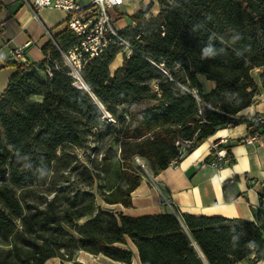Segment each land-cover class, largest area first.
I'll use <instances>...</instances> for the list:
<instances>
[{"label": "trees", "instance_id": "obj_1", "mask_svg": "<svg viewBox=\"0 0 264 264\" xmlns=\"http://www.w3.org/2000/svg\"><path fill=\"white\" fill-rule=\"evenodd\" d=\"M157 2L155 15L149 2L129 16L146 32L134 33L137 51L123 57L112 74L117 46L83 64L87 89L74 84L61 55L79 43L67 26L43 44L41 61L14 62L0 95V264L72 260L80 250L131 264L128 238L140 264H204L195 246L208 264L264 258L262 221L191 213L179 220L169 212L128 216L96 206L88 189L55 191L43 206L28 198L27 186L45 178L58 149L85 146L94 130L110 129L96 102L108 113L122 105L119 117H128L119 130L120 181L99 193L106 203L131 204V192L145 175L133 161L137 157L157 172L219 127L244 122L248 134L264 132L256 116L237 115L264 89V0ZM160 60L165 73L155 65ZM199 76L212 82L208 92ZM147 101L155 104L135 110Z\"/></svg>", "mask_w": 264, "mask_h": 264}, {"label": "crops", "instance_id": "obj_2", "mask_svg": "<svg viewBox=\"0 0 264 264\" xmlns=\"http://www.w3.org/2000/svg\"><path fill=\"white\" fill-rule=\"evenodd\" d=\"M32 1L0 0V95L16 69L11 48L27 43V62H39L44 57L41 47L50 39L47 32L53 36L65 26L64 10L37 8L32 5ZM149 2L155 15L159 10L157 0H136L127 11L128 17ZM131 22L129 19L128 23ZM125 25L124 21L119 22V26ZM121 64V55L118 53L109 63L110 73ZM202 77L199 76V79L204 86L208 81ZM211 87L212 84H209L208 89ZM237 115L264 117V89L259 87L252 102ZM248 133L244 122L219 127L179 161L170 163L160 171H149L143 175L131 192L130 205L102 200L97 205L128 216L169 212L179 220L183 213H191L264 222V132L246 141ZM218 150L227 153L232 161L220 167L214 165L212 162ZM125 247L132 251L131 264H140L137 249L129 238ZM195 249L203 263L208 264L201 250L197 246ZM76 261L86 264H123L83 250L77 252L72 260L62 261L59 257H50L46 264H75ZM236 264H264V258L255 260L251 255Z\"/></svg>", "mask_w": 264, "mask_h": 264}, {"label": "rangeland", "instance_id": "obj_3", "mask_svg": "<svg viewBox=\"0 0 264 264\" xmlns=\"http://www.w3.org/2000/svg\"><path fill=\"white\" fill-rule=\"evenodd\" d=\"M135 2L136 0H126L125 4L123 3L118 7L110 9L113 16L117 15L118 21H116V25H119V22L122 21L129 24L127 11ZM155 7L157 8V6ZM136 31L144 33L146 29H137L136 25H127L122 29V32L130 42ZM159 71L165 73L164 69H159ZM258 73L259 69L255 68L252 70V74L256 79ZM202 78L204 81L206 80L204 77ZM74 84L83 87L78 80H74ZM209 84H212V82L208 81V83L204 84L205 92L209 91ZM32 98L36 99L39 96L35 95ZM152 104H155V101L139 103L135 106V110L140 111ZM96 106L101 110L99 102H96ZM122 108V105L111 107L109 116L112 120H106V123H110V129L105 130L101 128L94 130L88 136L85 146L70 145L63 150L58 149L56 160L46 168L45 178L27 186V188L31 189L28 198L43 206L44 200L51 197L55 191L74 192L88 189L95 194V205L98 206L97 202L102 200L99 193L111 190L120 181L119 169L121 159L119 154L121 137L119 130L128 118L127 116H125V119L119 117L122 114ZM112 151H116V155L107 158L106 156L111 154ZM133 161L137 162L135 159ZM85 168L92 175V182L90 184H86L89 177L86 175ZM149 171L151 170L149 169Z\"/></svg>", "mask_w": 264, "mask_h": 264}, {"label": "built area", "instance_id": "obj_4", "mask_svg": "<svg viewBox=\"0 0 264 264\" xmlns=\"http://www.w3.org/2000/svg\"><path fill=\"white\" fill-rule=\"evenodd\" d=\"M124 3V0H33L32 5L37 8L49 7L58 8L66 12L65 26L70 28L79 37V43L69 48L66 51H61V55L69 68V74L80 81L83 85V80L80 74V69L83 64L95 54L103 51L107 46H117L118 52L123 57H127L136 48L132 45L130 40L122 32V29L127 25H134L135 22L121 27L116 25L117 15L113 16L110 9L118 7ZM154 15V13L151 11ZM50 39L53 36L47 32ZM163 34V32H162ZM27 43L15 45L11 48L10 53L13 58L19 62H27L25 54V47ZM115 55V56H116ZM155 65L163 70L164 62L160 60ZM48 75L52 74L50 67L46 68ZM78 86V85H77ZM102 117L107 121L112 118L101 106ZM256 120L264 122V117H256ZM259 133H250L246 136V141H251L258 137ZM136 161L145 174L149 170L147 165L140 158ZM230 159L222 150L215 153L213 164L217 167L228 163ZM120 263V262H118Z\"/></svg>", "mask_w": 264, "mask_h": 264}, {"label": "water", "instance_id": "obj_5", "mask_svg": "<svg viewBox=\"0 0 264 264\" xmlns=\"http://www.w3.org/2000/svg\"><path fill=\"white\" fill-rule=\"evenodd\" d=\"M78 87H81V86H78ZM82 88L87 89V87H86L84 81H83V87H82Z\"/></svg>", "mask_w": 264, "mask_h": 264}, {"label": "clouds", "instance_id": "obj_6", "mask_svg": "<svg viewBox=\"0 0 264 264\" xmlns=\"http://www.w3.org/2000/svg\"><path fill=\"white\" fill-rule=\"evenodd\" d=\"M205 51L208 52V51H210V49H206Z\"/></svg>", "mask_w": 264, "mask_h": 264}, {"label": "bare ground", "instance_id": "obj_7", "mask_svg": "<svg viewBox=\"0 0 264 264\" xmlns=\"http://www.w3.org/2000/svg\"><path fill=\"white\" fill-rule=\"evenodd\" d=\"M200 255H202V254L200 253Z\"/></svg>", "mask_w": 264, "mask_h": 264}]
</instances>
